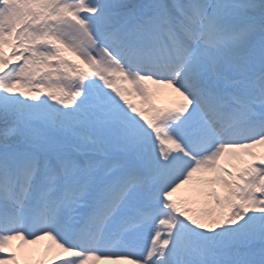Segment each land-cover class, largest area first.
<instances>
[{"label": "snow or ice", "instance_id": "6c2138e0", "mask_svg": "<svg viewBox=\"0 0 264 264\" xmlns=\"http://www.w3.org/2000/svg\"><path fill=\"white\" fill-rule=\"evenodd\" d=\"M0 264H264V0H0Z\"/></svg>", "mask_w": 264, "mask_h": 264}, {"label": "rangeland", "instance_id": "374dc122", "mask_svg": "<svg viewBox=\"0 0 264 264\" xmlns=\"http://www.w3.org/2000/svg\"><path fill=\"white\" fill-rule=\"evenodd\" d=\"M70 58H71V57H70ZM133 102H134V103H137L138 101H137L136 98H133ZM36 247H39V246H36Z\"/></svg>", "mask_w": 264, "mask_h": 264}]
</instances>
